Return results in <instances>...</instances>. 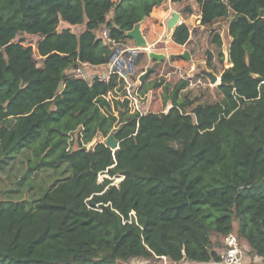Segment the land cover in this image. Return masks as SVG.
<instances>
[{
  "label": "trees",
  "instance_id": "1",
  "mask_svg": "<svg viewBox=\"0 0 264 264\" xmlns=\"http://www.w3.org/2000/svg\"><path fill=\"white\" fill-rule=\"evenodd\" d=\"M166 1L0 0V159L31 150L27 175L69 172L29 206L0 201V264L215 263L210 235L223 239L233 221L264 264V0H196V25L226 19L231 38L232 65L213 104L187 112L179 95L188 83L180 81L165 114H140L126 100L106 101L115 76L89 84L69 74L78 62L109 61L112 49L97 31L124 42ZM20 34L38 36L35 49L15 41ZM189 36L181 24L171 41L184 46ZM211 43L222 48L219 35ZM79 127L84 143L114 134L119 148L66 151Z\"/></svg>",
  "mask_w": 264,
  "mask_h": 264
},
{
  "label": "rangeland",
  "instance_id": "2",
  "mask_svg": "<svg viewBox=\"0 0 264 264\" xmlns=\"http://www.w3.org/2000/svg\"><path fill=\"white\" fill-rule=\"evenodd\" d=\"M191 9V13H187V8ZM178 12L182 17V21H188L190 15L198 13L196 0H179L172 2L170 0L156 8L153 15L148 20L143 21L140 25L142 35L146 42L148 41V50H139L135 56L134 71L128 77L131 83L136 80L140 81V77L147 71L148 74L141 82V95H146L138 105L140 113H166L170 108L169 93L178 82H187L186 89L180 92V99L190 103L186 111L196 105L213 104L221 100L222 96L217 89L220 75L222 71L229 67L226 62V50L228 47V34L226 31L227 20L221 19L216 23L205 26V30L201 32L202 42L201 51L196 53L194 48L188 46H176L171 38H166L165 22L171 16L172 12ZM68 28L72 33L79 35L84 26H67L60 24L58 30ZM214 35H219L223 40L222 48L214 50V55L208 49H213L211 39ZM40 38L38 36H29L20 34L15 41H21L24 47H32L35 49ZM150 44V45H149ZM123 48L134 46V42L126 39ZM115 48V47H114ZM113 49V48H111ZM187 49V50H186ZM155 52L162 54L165 59L159 63H155L148 59V53ZM188 53L189 60H185L183 55ZM220 53H222V61H220ZM36 66L42 68V59L34 54ZM209 64V66H208ZM217 78L211 82V78ZM120 95L119 99L123 100ZM120 101V100H119ZM107 138L97 136L86 146V150H91L98 142H104ZM33 158L31 150H22L12 158L5 160L0 159V201L25 202L28 206L40 199L45 191L57 180L68 176L69 172H65V166L57 170L41 169L40 171L27 175V161ZM27 176V177H26ZM26 177V178H25ZM105 174L99 175L98 182L107 179ZM120 178L112 179V185H118ZM233 231L231 234L236 235L237 221H233ZM210 239L217 253H220L223 246L222 237L211 234ZM242 250L240 264H261L258 259L251 253L245 242L239 240ZM121 264H193L189 262L173 263L168 259L155 257L150 259L131 258L122 261ZM214 264V263H208Z\"/></svg>",
  "mask_w": 264,
  "mask_h": 264
},
{
  "label": "built area",
  "instance_id": "3",
  "mask_svg": "<svg viewBox=\"0 0 264 264\" xmlns=\"http://www.w3.org/2000/svg\"><path fill=\"white\" fill-rule=\"evenodd\" d=\"M222 1L225 2L226 0ZM96 34L97 38L101 39L104 44L113 48V51L109 57V61L104 65L98 66L89 63L78 62L77 66L69 71V74L73 78L84 80L89 84L95 81L109 83L111 78L115 76L116 85L106 94V101L112 102V100L115 99L122 102L126 100L131 112L135 111L140 113L138 105L139 102L144 97H146V95H141V82L139 80H136L135 83H131L128 80V77L133 73L131 72V69H134V46L123 48V42L118 43L113 40L110 37L109 30L105 28L97 31ZM117 49H119L118 52L112 56L114 51ZM120 95H122L121 98H123V100L119 99ZM82 131V127H79L77 130L67 134L66 151L74 150L80 146L86 149V146L89 143L83 142L81 134ZM239 243L240 242L236 235L229 234L225 236L223 238L224 246L219 253V260L214 264H240L242 250Z\"/></svg>",
  "mask_w": 264,
  "mask_h": 264
},
{
  "label": "water",
  "instance_id": "4",
  "mask_svg": "<svg viewBox=\"0 0 264 264\" xmlns=\"http://www.w3.org/2000/svg\"><path fill=\"white\" fill-rule=\"evenodd\" d=\"M262 15H264V11L261 12ZM195 17H192L190 20L188 21H182L180 14L178 12H172L171 16L166 20L165 22V30H166V38H171L174 30L181 24H184L185 26H187L188 28L193 26V23L195 21ZM143 22V21H142ZM138 23L136 25H134V27L132 28V30L128 31L125 33V36L127 39H130L134 42V49H133V54L134 57L136 56L137 52L139 50H148V44L144 38V36L142 35L141 29H140V24L142 23ZM119 49L115 50L114 53L112 54V56L118 52ZM183 58L185 60H189V56L188 53H185L183 55ZM148 59L150 61H153L155 63H159L162 60L165 59V56L162 54H157L155 52H149L148 53ZM134 62H135V58H134ZM226 62L229 65V67L232 65L231 64V60L229 57V48H227L226 50ZM134 68V67H133ZM134 69H131V72H133ZM150 70H147L141 77H140V81H143L144 77L148 74ZM215 80H217V78H211L210 81L214 82ZM219 84H220V80H219ZM100 143V142H98ZM104 146L109 148L110 150H112V152H114L115 150H117L119 148V142L115 139L114 134H110L107 139L103 142ZM121 181V180H120ZM119 181V182H120Z\"/></svg>",
  "mask_w": 264,
  "mask_h": 264
},
{
  "label": "crops",
  "instance_id": "5",
  "mask_svg": "<svg viewBox=\"0 0 264 264\" xmlns=\"http://www.w3.org/2000/svg\"><path fill=\"white\" fill-rule=\"evenodd\" d=\"M181 17V16H180ZM192 17H195L196 19H195V21H194V23H193V26L192 27H190L189 28V30H190V36H189V39H188V41H187V43L184 45L185 46V48H187L188 46H191V48H194L195 49V51H196V53H198L199 51H201V42H202V35H201V32L202 31H204L205 30V26H198V25H196V21L199 19V13H195L194 15H190V19L192 18ZM181 19H182V17H181ZM189 19V20H190ZM226 31H227V26H226ZM166 37V36H165ZM228 39H229V41H228V47L227 48H229V44H230V42H231V38L228 36ZM221 41L223 42V40L221 39ZM147 43H148V41H147ZM150 45V44H149ZM130 47H133V46H130ZM213 49H208L209 51H210V53L212 54V55H214V50H215V52H216V50H219V49H217L215 46H211ZM187 50V49H186ZM112 51H113V49H112ZM256 259H258L259 260V262L261 263V260L258 258V257H256V256H254ZM262 264V263H261Z\"/></svg>",
  "mask_w": 264,
  "mask_h": 264
},
{
  "label": "clouds",
  "instance_id": "6",
  "mask_svg": "<svg viewBox=\"0 0 264 264\" xmlns=\"http://www.w3.org/2000/svg\"><path fill=\"white\" fill-rule=\"evenodd\" d=\"M234 235V234H233ZM224 238V237H223Z\"/></svg>",
  "mask_w": 264,
  "mask_h": 264
}]
</instances>
